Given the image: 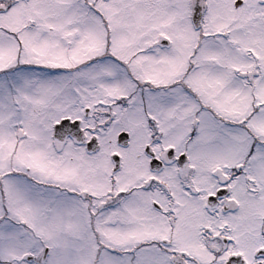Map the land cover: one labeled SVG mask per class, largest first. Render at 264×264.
<instances>
[{
    "label": "snow or ice",
    "instance_id": "obj_1",
    "mask_svg": "<svg viewBox=\"0 0 264 264\" xmlns=\"http://www.w3.org/2000/svg\"><path fill=\"white\" fill-rule=\"evenodd\" d=\"M0 264H264V0H0Z\"/></svg>",
    "mask_w": 264,
    "mask_h": 264
}]
</instances>
